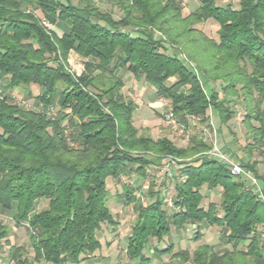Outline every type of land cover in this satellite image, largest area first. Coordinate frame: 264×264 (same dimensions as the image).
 I'll use <instances>...</instances> for the list:
<instances>
[{
  "label": "trees",
  "instance_id": "1",
  "mask_svg": "<svg viewBox=\"0 0 264 264\" xmlns=\"http://www.w3.org/2000/svg\"><path fill=\"white\" fill-rule=\"evenodd\" d=\"M108 1L119 7V18L94 0H0V208L14 210L15 221L27 225L33 250L29 258L21 246L9 245L7 258L13 264L94 258L101 248L97 230L117 223L107 178L144 176L147 166L173 156L189 159L179 163L170 206L160 188L149 191L148 202L135 199L133 187L118 193L135 209L128 259L147 264L171 254L184 264H264V199L250 180L205 154L211 144L197 135L178 146L167 136L139 132L134 102L121 97L124 82L116 74L125 69L143 77L185 126L208 120V109L227 122L234 113L228 99L241 97L250 152L264 144V0H238V7L199 0L184 16L180 0ZM208 19L218 24L215 38L196 27ZM70 50L85 58L79 75L67 67ZM18 88L37 107L6 92ZM235 155L263 184L256 160ZM204 186L220 187L218 203L202 205ZM40 200L47 203L37 209ZM203 222L220 228L229 248L217 252L203 242L173 252L171 231L191 224L200 240ZM7 236L0 220V248ZM164 237L169 242L159 246Z\"/></svg>",
  "mask_w": 264,
  "mask_h": 264
},
{
  "label": "rangeland",
  "instance_id": "2",
  "mask_svg": "<svg viewBox=\"0 0 264 264\" xmlns=\"http://www.w3.org/2000/svg\"><path fill=\"white\" fill-rule=\"evenodd\" d=\"M75 1V0H74ZM96 5L100 9L110 12L115 19L119 18L122 13L114 3L108 0H94ZM182 8V15L188 14L191 10L195 9L199 0H180ZM216 2L225 4L231 3L233 6L238 7V0H216ZM48 23V22H47ZM49 24V23H48ZM50 25V24H49ZM144 28V26H138L135 28ZM196 27L201 29L204 34L209 37H216V30L218 24L208 19L205 22L196 24ZM45 29L49 30L45 25ZM57 34L62 33V26L54 27ZM180 58L184 59V56L179 54ZM85 58L78 55L74 51L70 50L67 55V67L79 75L84 70ZM117 76L124 82V86L120 89L121 97L131 98L135 105L133 111V123L142 134H149L153 138L159 136H167L176 145L185 146L192 135L201 137L205 142L210 143V148L216 146L220 150L229 152L230 156L239 162L238 157L235 154L241 156L244 160L249 158V161L256 160L255 168L261 174H264V144L260 147H254L250 152L244 149V146L251 142L247 135V128L243 121L245 115V107L241 100V97H231L228 99L229 106L233 109V116L227 121L223 122L217 110L208 109L207 114L209 119L201 121L200 119H190L186 126V132L178 133L171 129L165 121V113L170 109L169 100L155 94L149 84H147L143 77H139L134 80V76L125 69H119L116 71ZM131 76L132 79H129ZM103 86L109 85L107 79L103 78ZM98 82V81H97ZM212 88L219 92L220 97L223 94L219 90V85L212 83ZM2 86L0 84V91ZM33 92L37 91V88L33 87ZM13 97L14 101L18 104L26 107H37L33 98L26 93L23 88L13 89L6 91ZM264 108V103L262 104ZM252 124L258 125L256 120H252ZM210 148L204 151L205 154ZM187 158L167 157L163 163L158 165L147 166L144 176H138L134 173H124L118 180L115 178H107V187L109 190L107 204L111 209V213L116 220V225L108 223H102L97 230V236L101 242V248L96 252L95 257L82 261L80 264H133L127 257L125 252L126 238L130 232L131 226L135 221V209L134 204H127L124 202L121 194L123 185L134 188V197L140 202H148L151 200L149 191L160 188L163 196L174 194L175 181L179 178V163ZM172 163V164H171ZM171 164L172 166L170 167ZM249 183V181H248ZM256 190V188H255ZM204 194L202 205L207 206L208 202H216L219 200L220 187L208 189L205 186L201 189ZM257 192V191H256ZM259 194V192H257ZM264 194V192H262ZM260 195V194H259ZM166 200V199H165ZM46 200H40L36 203V208L45 206ZM14 210H4L0 208V220L6 225L8 229V236L6 242L3 241L0 248V264H13L11 260L7 258V252L9 245L21 246L24 249V254L29 258L33 256L32 246L29 240V232L27 231V225L24 223H17L13 217ZM194 226L187 224L185 228L180 230H172L170 237L173 239L174 249L173 252L181 249H187L192 251L193 248L199 244L206 242L217 251L222 252L229 248L226 245L220 234V228L216 226H208L206 222L201 223L200 230L202 237L200 240L194 239ZM262 229V228H261ZM263 230V229H262ZM154 242V240H153ZM169 242V238L164 237L159 246H165ZM33 264H49L44 261L33 262ZM70 264V263H65ZM147 264H184L179 258L171 256V254H165L161 256H152L151 262Z\"/></svg>",
  "mask_w": 264,
  "mask_h": 264
},
{
  "label": "built area",
  "instance_id": "3",
  "mask_svg": "<svg viewBox=\"0 0 264 264\" xmlns=\"http://www.w3.org/2000/svg\"><path fill=\"white\" fill-rule=\"evenodd\" d=\"M45 25H47L48 27L50 26L46 21H44L43 26L45 27ZM165 121L171 129L177 131L178 133L186 132V126L176 119L171 109H168L166 111ZM207 153L209 156L215 157L221 162H223L229 168L230 172L233 175H240L246 179H249L255 185L256 191L259 192L260 196L264 199V194H262L263 191L260 189L257 183V179L252 174H249L244 171L238 161L234 160L229 154L223 152L216 146L211 147ZM166 202L170 206L172 204L171 197H167Z\"/></svg>",
  "mask_w": 264,
  "mask_h": 264
},
{
  "label": "crops",
  "instance_id": "4",
  "mask_svg": "<svg viewBox=\"0 0 264 264\" xmlns=\"http://www.w3.org/2000/svg\"><path fill=\"white\" fill-rule=\"evenodd\" d=\"M128 77H129V79H132L131 76L128 75ZM134 80H135V78H134ZM149 86H150V85H149ZM150 87L154 90V88H153L152 86H150ZM221 150H222L223 152H225L223 149H221ZM226 153L229 154V152H226ZM229 155H230V154H229ZM171 164H172V163H171ZM171 164H169L170 167L172 166ZM249 183L252 185V187H253L254 190H255V188H256L255 185H254L251 181H250ZM257 183H258L260 189H261V190H264V187H262V185H264V183L262 184L259 180H257ZM255 191H256V190H255Z\"/></svg>",
  "mask_w": 264,
  "mask_h": 264
}]
</instances>
